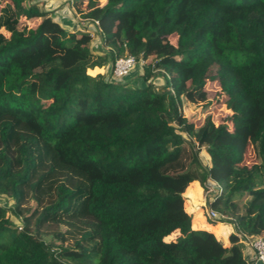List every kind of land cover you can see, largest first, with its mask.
Listing matches in <instances>:
<instances>
[{
    "label": "trees",
    "instance_id": "16d2710c",
    "mask_svg": "<svg viewBox=\"0 0 264 264\" xmlns=\"http://www.w3.org/2000/svg\"><path fill=\"white\" fill-rule=\"evenodd\" d=\"M79 17L104 50L0 0V264H247L242 239L264 238V0H102ZM126 55L146 61L139 84L93 72ZM207 81L229 113L195 125L181 99L211 105ZM193 181L216 185L206 222L227 244L192 227Z\"/></svg>",
    "mask_w": 264,
    "mask_h": 264
},
{
    "label": "rangeland",
    "instance_id": "374dc122",
    "mask_svg": "<svg viewBox=\"0 0 264 264\" xmlns=\"http://www.w3.org/2000/svg\"><path fill=\"white\" fill-rule=\"evenodd\" d=\"M34 2L39 8L45 9L48 7L50 9V14L54 18L56 22L60 24L64 29L68 31H76V30H82L85 31V28L78 27L77 20L75 19L74 15H80V12L87 10L88 8L99 4L102 2V0H82L81 3H78V0H60L57 2L61 3L58 6H52L54 3V0H31ZM46 4V5H45ZM38 22V19H32L26 22V25L28 27L36 25ZM69 27V28H68ZM87 27V24H86ZM91 41H90V48L93 53L99 52L100 50H104L102 48V42L99 38V36L96 33H93L91 31ZM145 62L136 64L133 69L131 70L128 77L130 80H133L135 84H139L141 81L139 79V75L141 74V66L145 64ZM158 71L154 70L153 72ZM93 72H103V74L111 75L110 73V66L94 70ZM158 74L154 73V76L151 78V84L154 86H158L161 84L160 78L157 76ZM127 77V76H126ZM204 90L206 92L207 99L210 100V104L208 107L202 108L198 104H194L191 102H187L183 99H181V105H180V111L182 115L188 119L194 122L195 125H198L203 117L208 113L212 120L215 123L224 122L226 121V115L229 113V109L226 107V102L229 99L228 92L225 87L220 85L217 81H207L204 84ZM184 136V135H182ZM185 137V136H184ZM199 156L203 158L204 160L207 158L206 153L203 149H199ZM255 162L254 153L251 148V146H248L245 150V152L242 155V161L241 163L249 166ZM198 183V182H197ZM216 185L210 181H206V188L204 189L201 187V185L198 183L195 184L194 189H190L188 191H185L183 193V197L185 198V202L187 200L188 205H192L191 207L198 210V214L200 218L206 220V209L208 208L206 206V198L207 194H211L215 191ZM193 191V192H192ZM2 198V197H1ZM205 200V201H204ZM244 200V199H243ZM241 200V202L243 201ZM1 203L6 204V206H11V201L7 199H0ZM239 201V203H241ZM204 206L206 207L204 210ZM186 207V205H185ZM6 217L10 220L11 224L13 226L18 227L20 225L19 220L13 216L10 212L6 213ZM217 220V219H213ZM214 232L217 234L218 239L225 241L224 243L227 244V240L225 239L226 231L229 230L230 226L224 223L223 221L216 222L213 226Z\"/></svg>",
    "mask_w": 264,
    "mask_h": 264
},
{
    "label": "built area",
    "instance_id": "2783aa9c",
    "mask_svg": "<svg viewBox=\"0 0 264 264\" xmlns=\"http://www.w3.org/2000/svg\"><path fill=\"white\" fill-rule=\"evenodd\" d=\"M77 20L78 27L85 28V31L91 36V31L97 30V21L94 19H84L79 17L78 15H74ZM87 24V27H86ZM137 60L130 55L120 56L114 59L112 64L110 65V73L113 79H123L128 76L133 69V67L137 64ZM143 63V61H139ZM216 190V189H215ZM213 193V192H212ZM206 216L209 218H215L216 213L207 208ZM19 227V226H18ZM17 227V228H18ZM242 242L245 246H247L253 254L251 264H264V238L262 237H244Z\"/></svg>",
    "mask_w": 264,
    "mask_h": 264
},
{
    "label": "crops",
    "instance_id": "0c3cea01",
    "mask_svg": "<svg viewBox=\"0 0 264 264\" xmlns=\"http://www.w3.org/2000/svg\"><path fill=\"white\" fill-rule=\"evenodd\" d=\"M47 1H50V0H47ZM58 1H60V0H58ZM54 3L55 4H53L52 6H58L59 4H61L60 2L58 3L57 2V0H54ZM46 5V4H45ZM42 10H44V11H50V9H48V7L45 9V7H44V9H42ZM69 28V27H68ZM195 184H197L198 185V183L196 182V181H193V182H191L189 185H188V187L186 188V190L185 191H187V189H194V186H195ZM184 191V192H185ZM193 192V191H192ZM205 201V200H204ZM186 205V212L188 213V214H190V216H191V225H192V227L193 228H201V229H206V230H209V231H211L213 234H214V236L218 239V236H217V234L214 232V228H213V226L214 225H210L209 223H207L206 222V220L205 219H202V218H200V216H199V214L197 213L198 212V210L197 209H195V208H193V207H191L192 205H188L187 204V200H186V202H185V198H184V206ZM205 206H204V210H205ZM230 230H231V228H229V230H227L226 231V233H225V235L227 236V234L230 232ZM225 239H226V237H225ZM220 240V239H219ZM220 241H222V242H225V241H223V240H220ZM242 255H243V257L247 260V264H251V262H252V258H253V254H252V251L247 247V246H244L243 245V247H242Z\"/></svg>",
    "mask_w": 264,
    "mask_h": 264
}]
</instances>
